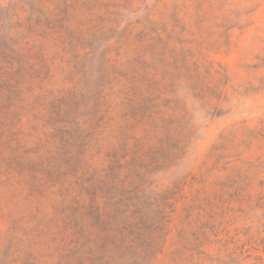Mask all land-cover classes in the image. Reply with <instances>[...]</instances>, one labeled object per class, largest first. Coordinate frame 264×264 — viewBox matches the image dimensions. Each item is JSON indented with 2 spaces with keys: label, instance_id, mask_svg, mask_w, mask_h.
Segmentation results:
<instances>
[{
  "label": "trees",
  "instance_id": "trees-1",
  "mask_svg": "<svg viewBox=\"0 0 264 264\" xmlns=\"http://www.w3.org/2000/svg\"><path fill=\"white\" fill-rule=\"evenodd\" d=\"M16 1L25 13V81L39 89L40 129L48 146L36 159L9 168L31 192L57 191L55 238L62 250L85 247V264H156L159 257L162 264H241L250 257L244 244L229 249L234 237L218 238L214 227L231 203L245 214L260 209L264 219V153L258 146L250 154L253 145L264 146L263 126L242 131L230 148L221 136L207 155L212 163L205 173L186 171L169 185L158 179L185 164L200 137L201 118L225 112L229 74L210 53L229 51L232 32L245 27L240 16L257 3L249 8L242 0H157L124 22V13L140 10L143 0ZM158 3L161 12H155ZM11 7V1L0 6V15ZM35 39L71 53L70 87L46 88L53 73ZM256 58L249 67H264V54ZM0 77L10 79L9 72L0 67ZM249 88L263 89L264 81L244 91ZM6 106L1 99L0 111ZM84 152L85 179L64 185ZM213 170L219 175L208 181ZM244 234L256 242L249 231ZM254 250L262 264L264 243Z\"/></svg>",
  "mask_w": 264,
  "mask_h": 264
},
{
  "label": "rangeland",
  "instance_id": "rangeland-1",
  "mask_svg": "<svg viewBox=\"0 0 264 264\" xmlns=\"http://www.w3.org/2000/svg\"><path fill=\"white\" fill-rule=\"evenodd\" d=\"M8 1L12 2L9 10L11 14L0 15V67L7 70L10 76V79L0 77V100H7L6 108L0 111V264H85V247L70 244L64 246L67 248L64 251L60 239L55 238L56 214L58 219L61 216L55 212V207L61 200L55 188L46 189L42 196L31 192L18 173L9 168H14L15 162H22L26 158L36 159L39 154L46 152L48 145L45 144V137L40 129V107L36 102L39 89L34 81H25V13L16 0H0V6H6ZM242 1L249 8L257 3L251 12L240 16L245 23L244 30L232 32L228 52L210 53V58L222 63L229 74L226 101L223 103L225 112L211 119L201 118L199 124L202 123L203 128L200 137L193 143L187 161L180 169L159 176L158 183L161 185H169L186 171L205 173L212 163L208 161L207 155L213 146L222 141L221 136L226 138L225 146L230 148L243 138L242 131L247 128H264V88L257 91L249 88L244 91L245 87L258 86L264 81V67H249L259 62L257 56L264 54V0ZM43 2L54 10L52 4ZM156 3L157 0H143L140 10L124 13L123 21L140 17L141 9ZM162 10L163 6L158 3L155 12ZM111 34L115 35L114 32ZM35 40L37 44L42 43L53 73L46 88L70 87L73 81H69L67 77H72L73 73L71 53L62 51L54 41ZM113 40L114 37L110 39L111 42ZM79 52L83 51L79 49ZM110 56L113 57L112 54ZM76 79L77 76L74 77ZM78 113L83 115L85 108H81ZM43 145L45 146L42 147ZM258 146L259 151L264 153V146L260 143L252 146L250 154ZM79 161L74 176L72 173L63 178L64 185L71 184L76 177L83 176L85 179V152ZM218 175L213 170L207 174L206 179L212 181ZM189 191V187H185L187 194ZM181 205V202L178 203L177 212L172 219L169 241L179 222ZM230 206L231 210H223L216 217L214 231L218 233L217 237L229 240L234 237L228 243L229 249L236 244H244L243 247L248 249L245 255L249 254L250 257L241 264H260L253 257L261 254L260 250L256 251L254 248L261 249L264 243L261 242V238H264L262 211L257 209L254 213L245 214L237 209V203H231ZM247 231L253 234L256 242L247 240L248 236L244 234ZM215 248L216 246H210L208 251L214 253ZM161 259L159 257L156 264H162Z\"/></svg>",
  "mask_w": 264,
  "mask_h": 264
}]
</instances>
